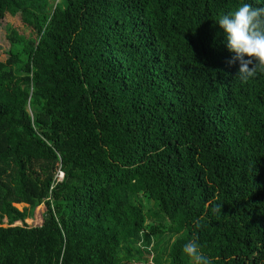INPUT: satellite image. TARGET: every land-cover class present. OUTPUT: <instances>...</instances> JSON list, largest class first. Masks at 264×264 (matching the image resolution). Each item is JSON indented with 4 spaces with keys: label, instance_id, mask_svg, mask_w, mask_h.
Wrapping results in <instances>:
<instances>
[{
    "label": "trees",
    "instance_id": "trees-1",
    "mask_svg": "<svg viewBox=\"0 0 264 264\" xmlns=\"http://www.w3.org/2000/svg\"><path fill=\"white\" fill-rule=\"evenodd\" d=\"M240 2L0 0L23 26L0 55V264H147L170 236L169 264L188 240L264 264V71L235 77L215 24Z\"/></svg>",
    "mask_w": 264,
    "mask_h": 264
},
{
    "label": "clouds",
    "instance_id": "clouds-1",
    "mask_svg": "<svg viewBox=\"0 0 264 264\" xmlns=\"http://www.w3.org/2000/svg\"><path fill=\"white\" fill-rule=\"evenodd\" d=\"M215 24L223 34L224 47L232 54L229 64L238 65L235 77L246 80L257 69L264 71V7L241 0L235 9L221 14ZM181 251L192 264H211L194 240L184 243Z\"/></svg>",
    "mask_w": 264,
    "mask_h": 264
},
{
    "label": "rangeland",
    "instance_id": "rangeland-1",
    "mask_svg": "<svg viewBox=\"0 0 264 264\" xmlns=\"http://www.w3.org/2000/svg\"><path fill=\"white\" fill-rule=\"evenodd\" d=\"M18 28L22 29V24L20 23V20H14L12 18L4 19L1 22L0 25V55L3 60H6L8 58V51L11 48L10 41L8 39V36L10 35L11 28ZM26 205L25 204H19L16 205V207L20 210H22ZM46 212V206L44 204L38 206L34 212V216L31 219H26L25 222H17L14 225H24L25 223L29 226H39L43 223V215ZM4 226H7L6 220L4 222ZM177 239V236H170V238H160L156 239V237H152L151 243L147 247L149 254H145V256L148 259L147 264H169V251L171 249V246L173 242ZM140 245V242H137L134 244V248L130 249V256H133L137 254L135 248ZM122 253H127L125 249L121 250ZM160 257V258H159ZM156 258H159L156 260ZM131 264H146L142 263L135 258L131 259Z\"/></svg>",
    "mask_w": 264,
    "mask_h": 264
},
{
    "label": "bare ground",
    "instance_id": "bare-ground-1",
    "mask_svg": "<svg viewBox=\"0 0 264 264\" xmlns=\"http://www.w3.org/2000/svg\"><path fill=\"white\" fill-rule=\"evenodd\" d=\"M61 173H62V172H61ZM61 173H60V174H61ZM60 177H61V178H60ZM63 177H64V174L62 173L61 176H60V175L58 176L57 180H58V181H62V180H63ZM19 204H20V203H19ZM19 204H16V205H19Z\"/></svg>",
    "mask_w": 264,
    "mask_h": 264
},
{
    "label": "built area",
    "instance_id": "built-area-1",
    "mask_svg": "<svg viewBox=\"0 0 264 264\" xmlns=\"http://www.w3.org/2000/svg\"><path fill=\"white\" fill-rule=\"evenodd\" d=\"M60 173H61V172H59L58 176H59V175H60V176L62 175V173H61V174H60ZM57 178H58V177H57ZM60 178H61V177H60Z\"/></svg>",
    "mask_w": 264,
    "mask_h": 264
},
{
    "label": "crops",
    "instance_id": "crops-1",
    "mask_svg": "<svg viewBox=\"0 0 264 264\" xmlns=\"http://www.w3.org/2000/svg\"><path fill=\"white\" fill-rule=\"evenodd\" d=\"M40 226V225H39Z\"/></svg>",
    "mask_w": 264,
    "mask_h": 264
}]
</instances>
